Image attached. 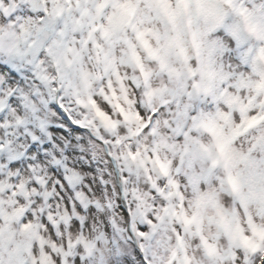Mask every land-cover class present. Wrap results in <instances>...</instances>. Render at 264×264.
Here are the masks:
<instances>
[{"label": "snow or ice", "instance_id": "1", "mask_svg": "<svg viewBox=\"0 0 264 264\" xmlns=\"http://www.w3.org/2000/svg\"><path fill=\"white\" fill-rule=\"evenodd\" d=\"M26 2L20 0L21 5ZM76 2L46 0V6L39 11V27L35 31L27 29L25 21L29 18L22 14L35 9L21 6L11 13L7 8L2 10L9 14V25L8 29L0 26V124L4 123V114L10 109H21L16 116L18 125L26 124V113L35 115L39 111L24 91L29 77L17 62L26 56L31 57L27 63L31 65L32 78L49 94L64 91L66 96L75 95L76 103L85 109L90 104L95 106L94 99L86 101L81 95H91L92 81L99 76L81 66V82L72 92L74 86L70 81L65 82L63 76L59 87L56 81L50 80L42 59L47 56L59 66L73 51L74 41L65 38L66 13L70 12L66 5ZM107 8L111 11L105 15ZM229 8L231 22H227ZM17 26L25 33L23 48L20 47V33L15 30ZM218 28H223L234 47L212 37ZM97 32L101 36L100 42H96L93 35ZM152 38L164 42L154 44ZM89 39L95 42L98 50L99 72L107 73L118 60L129 64L134 73L131 80L137 87L145 89V103L150 108L145 114V110L125 91L128 107L120 105L118 110L123 121L134 125L130 127L131 135L127 139L136 138V146L129 144L128 152L123 155L113 153V158L120 162L122 176L127 178L151 164H156L161 173L168 176L172 162L160 159L158 155L153 157V153L163 146L177 158L175 173L183 175L192 188V214L185 213L183 221L186 231L198 240L200 247L192 251L181 240L178 247L183 252L173 251L171 264H264V102L257 103L256 96L245 98L234 94L231 88L221 100L212 93L202 72L197 78L199 70L187 66L190 78L183 67L178 68L169 61L170 51L178 46L184 51L183 44L190 40L198 53H204L203 64L210 66L217 53L235 52L239 63L264 77V4H256L254 0L251 7H246L240 0H99L96 15L90 21ZM188 59L186 55L185 65ZM68 63H72L70 58ZM154 80L159 81L158 87L153 86ZM253 85L257 95L264 92V78L253 82L240 74L238 88L251 91ZM36 91L40 94L39 89ZM57 99L58 110L61 114L67 113L68 128L58 126L67 138L65 143L60 144L59 150L53 154L49 151L53 148L52 143L33 136L27 159L21 157L9 166L21 168L29 164H48L50 172L55 173L60 181L56 185L59 190L62 184L64 187L76 186L82 179L80 166L89 172L97 169L95 165H84L86 149L83 143H77L80 137L73 135L83 131L87 121L73 115L71 107L64 103V97ZM208 100L222 107L215 112H206L200 105ZM133 106L138 111H134ZM103 107L108 109L107 103ZM97 111L99 113L100 109ZM108 115H111V109H108ZM69 116L71 120H68ZM35 118L41 128L45 127L42 119ZM104 119L110 126H115L107 116ZM3 136L4 130L0 128V137ZM205 136L206 140L203 139ZM147 137L154 138L157 147L145 158L136 149L142 138ZM3 143L4 140L0 139V145ZM169 183L175 185L174 180L170 179ZM155 191L163 194L162 189L154 188ZM171 195L169 193L168 198ZM228 198L232 201V208L224 206L223 201ZM81 204L88 207L81 198V203L76 205L81 211ZM205 223L215 225V231L207 234ZM73 224V231L80 227L79 220H74ZM76 264H80L79 257Z\"/></svg>", "mask_w": 264, "mask_h": 264}, {"label": "clouds", "instance_id": "2", "mask_svg": "<svg viewBox=\"0 0 264 264\" xmlns=\"http://www.w3.org/2000/svg\"><path fill=\"white\" fill-rule=\"evenodd\" d=\"M98 2L77 0L74 4L66 5L70 12L66 13L68 27L65 38L74 41L73 51L68 57L72 60L71 64L65 58L57 66L47 56L42 57L50 80L56 81L59 87L63 76L65 82L70 81L74 86L72 92L81 82V66L99 76L92 81L91 95H81L86 101L94 99L95 106L90 104L85 109L76 103L75 95L66 96L64 91L49 94L31 76V65L27 63L31 57L26 56L17 61L22 65L23 73L29 77L25 81L24 91L39 111L35 115L26 113V124L18 125L16 116L21 109H10L4 114V123L0 124L4 130V136L0 137L4 140L0 145V264H76L77 257L80 258V264H171L173 251L178 254L183 252L178 247L181 240L192 251L200 247L198 240L186 231L183 221L185 213L192 214L191 201L194 197L183 175L174 171L178 162L173 153L163 146L153 153V157L158 155L160 159L172 162L168 176L163 175L156 164H151L125 178L120 171V162L113 158V153L126 154L129 144L136 146V138L127 139L131 135L130 127L134 125L123 121L118 110L120 105L128 107L125 91L145 110V114L150 108L145 103V89L137 87L131 80L134 73L129 64L118 60L116 66L107 73L99 72L96 60L98 50L95 42L89 39L90 21L96 15ZM240 2L245 3L246 7L252 6V0ZM254 2L264 4V0ZM21 6L35 9L31 13H22L29 18L25 21L27 29L35 31L39 27V11L46 6V0H27L23 5L20 0H9L8 3L0 0V26L8 29L9 25V14L3 13L4 8L11 13ZM110 11L111 8L105 9V15ZM229 13L227 22L232 19L230 8ZM15 30L20 33V47L23 48L25 33L18 26ZM93 35L96 42L101 41L100 33ZM129 36L134 38L131 32ZM212 37L224 41L230 48L234 47L223 28L213 32ZM152 41L154 44L164 42L163 39L157 41L155 38ZM182 47L184 51L180 46L170 51V63L178 68L183 67L190 78L187 66L199 70L196 72L197 78L202 72L217 98L222 100L231 88L234 94L245 98L256 96L257 103L264 102V92L257 95L254 85L251 91L237 87L240 74L253 82L264 77L239 63L235 52L225 55L217 53L208 66L202 63L204 53H198L190 40H186ZM186 55L189 59L185 65ZM145 62L148 63L147 60ZM222 73L230 74L225 76ZM153 86L158 87L159 81L154 80ZM36 89H39L40 94H37ZM57 97H64V103L71 107L73 115L87 121V127L73 135L80 137L77 143H83L86 149L84 165H95L97 169L89 172L83 165L80 166L82 179L76 186L64 187L62 184L59 190L56 185L60 181L55 173L50 172L48 164H29L21 168L9 166L21 157L27 159V149L33 136L45 143H52L53 148L49 151L53 154L59 150L60 144L65 143L67 138L58 126L68 128L65 120L67 113L61 114L58 110ZM42 100L47 103H42ZM105 103L111 109L110 116L108 109L103 107ZM200 107L206 112H215L222 105L208 100ZM133 110L138 111L134 106ZM106 116L115 123L114 127L106 122ZM35 117L42 119L45 127L41 128ZM71 118L69 116L68 120ZM156 147L154 138L147 137L142 138L136 150L147 158V154ZM170 179L175 181V185L169 183ZM94 188L98 191H94ZM154 188L162 189L163 194L161 191L154 192ZM85 189L88 191L85 192ZM169 193L172 194L170 198ZM81 198L88 205L84 207L81 204L82 211L76 207L81 203ZM223 202L225 207H233L230 198ZM92 208L95 210L92 211ZM74 220L80 222V227L75 231L72 230ZM214 231L215 225L205 223L207 234Z\"/></svg>", "mask_w": 264, "mask_h": 264}]
</instances>
